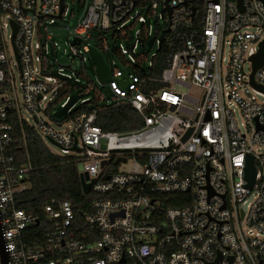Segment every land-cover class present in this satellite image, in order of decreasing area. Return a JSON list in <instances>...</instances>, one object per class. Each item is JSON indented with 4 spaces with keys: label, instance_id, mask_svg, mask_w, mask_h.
Instances as JSON below:
<instances>
[{
    "label": "built area",
    "instance_id": "obj_1",
    "mask_svg": "<svg viewBox=\"0 0 264 264\" xmlns=\"http://www.w3.org/2000/svg\"><path fill=\"white\" fill-rule=\"evenodd\" d=\"M77 3L74 57L97 32L90 51L128 55L134 74L117 77L134 88L111 104L100 102L102 92L89 97L81 90L59 122L67 128L49 126L41 114L65 107L75 96L70 89L81 87L79 78L73 83L79 72L54 70L49 57V27L65 19L69 4L0 0V226L8 264H264V62L254 70L252 60L264 41V0ZM155 15L164 26L150 38ZM154 43L155 52L137 53L140 44ZM163 47L165 66L154 76ZM123 104L139 113L142 127L119 132L97 124L100 111ZM21 106L45 142L78 155L92 182L88 211L78 215L70 200L58 198L40 215L19 207L32 169L14 151L15 121L30 124Z\"/></svg>",
    "mask_w": 264,
    "mask_h": 264
},
{
    "label": "trees",
    "instance_id": "obj_2",
    "mask_svg": "<svg viewBox=\"0 0 264 264\" xmlns=\"http://www.w3.org/2000/svg\"><path fill=\"white\" fill-rule=\"evenodd\" d=\"M164 66L165 50L163 47L155 60L152 74L160 75ZM153 85L160 86L157 83ZM80 110L82 109L76 111ZM97 124L106 131L125 132L142 127L143 120L130 104H123L100 111ZM14 135V151L19 163L30 164L32 167L28 177L31 186L19 197V207L40 215L43 204L47 200L58 198L70 200L78 215L88 211L93 195L83 192L76 158L54 153L33 125L15 121ZM166 202L168 206L182 205Z\"/></svg>",
    "mask_w": 264,
    "mask_h": 264
},
{
    "label": "rangeland",
    "instance_id": "obj_3",
    "mask_svg": "<svg viewBox=\"0 0 264 264\" xmlns=\"http://www.w3.org/2000/svg\"><path fill=\"white\" fill-rule=\"evenodd\" d=\"M67 3L69 4V14L65 17V19L59 23V25L50 26L49 27V34L52 36L53 40L50 44V51H49V57L51 59V67L54 70H57L64 66V72L67 74H75V72H79L81 75L78 77H73V83H75V78H79V82H77L81 87H73L70 89L69 94L78 96L80 91L83 92L85 90H90L89 93H87L85 96L89 97H95L98 92L103 93V97H106L105 100L100 101L102 104H105L107 101V104L114 103L115 98L118 96L124 97L127 94L131 93L134 86H130L128 88H124L120 82L118 81V75L122 72L126 73H133L134 71L132 69V66L130 63H127L125 60H130L128 55H126L124 58L121 57V55L114 53V52H104L102 51L104 61L107 63L110 72L111 77L106 85H102L99 78L96 76L95 73V58L93 54L91 53L88 45L92 46H98V33L94 32L93 37L94 38H86L84 41V44L79 47L81 50V55H77L74 57V51L71 47V43L74 39L73 30L77 27L82 10L79 8L77 0H67ZM151 24H152V34L150 36L153 37L154 35H157V31L163 29V21L159 19L158 16H152L151 17ZM56 44V46H54ZM126 47L130 48V42H126ZM157 43H154L152 45L148 44H140V47L137 49V53L139 52H147L149 54L155 52L157 50ZM85 57V60L82 59V57ZM16 86H17V95L19 97L20 102L23 101V96L20 91V78L18 72H16ZM134 81H138V77L134 75ZM88 83H92L93 88L92 89H86L85 86ZM66 83L63 82L62 86H65ZM105 87L110 88V92L107 94L105 93ZM82 97V96H81ZM48 102H45V105ZM22 107V113L24 117L29 119V123L33 126H37L35 121L32 118L31 113ZM76 109H79V106L76 107ZM60 110V103L54 104L51 106L48 110V113H42L43 120L51 127L57 129L58 131H63L67 128L69 122L63 123L62 126L59 125V122L62 121L64 118L60 117L58 115ZM237 119L241 123L242 118L240 114H237ZM49 146V148L56 154L59 155H65L63 154L61 148L54 143H51L50 141L46 142ZM103 145H106V141H103ZM77 154L74 152H71V154L67 156H76ZM78 156V155H77ZM78 169L79 171L83 170V164L81 162L78 163Z\"/></svg>",
    "mask_w": 264,
    "mask_h": 264
},
{
    "label": "water",
    "instance_id": "obj_4",
    "mask_svg": "<svg viewBox=\"0 0 264 264\" xmlns=\"http://www.w3.org/2000/svg\"><path fill=\"white\" fill-rule=\"evenodd\" d=\"M241 3H242V0H239V4H241ZM163 39H164V37H162V41H163ZM75 43L78 44L79 40L75 39L74 44ZM91 53L93 54V56L95 58V63H96L95 73L97 74L101 83L105 84L108 81V79L110 78L108 67H107L104 59L102 58V56L100 55V53L98 51H96L94 48H91ZM252 60L254 62V70L257 69L259 66H261L262 63L264 62V41L261 43L260 52L257 53L256 55H254L252 57ZM121 83H123V85L126 86L128 82L126 80L121 79ZM259 88L264 89V87H262V86H260ZM105 92L108 93L109 88H105ZM76 101H77V97L73 96L71 98V100L69 101V103L65 107H63L62 109L59 110L58 115L60 117L65 116L66 113L68 112V110L75 104ZM34 119L37 120L36 117ZM53 143H55V142H53ZM73 149L78 150L76 145L74 146ZM246 177L248 180V184L251 186L253 184L254 178H255V167H254L252 157H250V159H249V165L247 167ZM80 179H81L83 192L85 194H87L90 191V187L92 185V182H88L89 177H88L87 173H84L83 171H80ZM0 262H1V264H8V256H7V252L5 250V244H4V239L2 236L1 226H0Z\"/></svg>",
    "mask_w": 264,
    "mask_h": 264
},
{
    "label": "crops",
    "instance_id": "obj_5",
    "mask_svg": "<svg viewBox=\"0 0 264 264\" xmlns=\"http://www.w3.org/2000/svg\"><path fill=\"white\" fill-rule=\"evenodd\" d=\"M79 173H80V171H79Z\"/></svg>",
    "mask_w": 264,
    "mask_h": 264
}]
</instances>
